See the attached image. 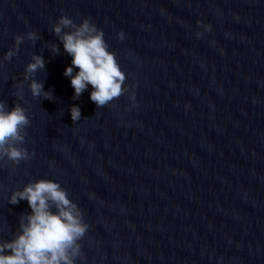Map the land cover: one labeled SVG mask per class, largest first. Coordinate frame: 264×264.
I'll return each instance as SVG.
<instances>
[{
	"label": "clouds",
	"instance_id": "clouds-1",
	"mask_svg": "<svg viewBox=\"0 0 264 264\" xmlns=\"http://www.w3.org/2000/svg\"><path fill=\"white\" fill-rule=\"evenodd\" d=\"M52 33L72 57L71 66L65 68L63 75L70 78L73 100H78L89 85L93 89L90 100L97 108H103L125 93L126 75L115 53L109 51L104 32L94 23L85 18L77 25L68 16L61 15ZM25 38L33 45L40 39L34 31L28 32L26 37L17 35L14 47L5 53L4 60L17 55ZM118 38L122 40L124 33L120 32ZM50 50L59 54L57 44H52ZM74 69L78 70L75 74ZM40 70H45L44 57L33 54L31 62L25 66L23 79L30 81L33 98L52 100V90L45 91L44 82L35 79ZM16 88L15 95L23 99V84L18 83ZM130 99L135 101L134 93ZM69 111L73 124L81 120L78 105H72ZM30 124L27 109L20 103L16 102L9 110L6 102L0 100V162L17 166L21 161L32 159L33 153L23 147ZM25 200L31 212L20 216L18 230L11 240L0 241V264H76L82 256L80 241L89 225L67 190L56 181L39 179L29 182L22 190L13 191L8 203L16 205Z\"/></svg>",
	"mask_w": 264,
	"mask_h": 264
}]
</instances>
